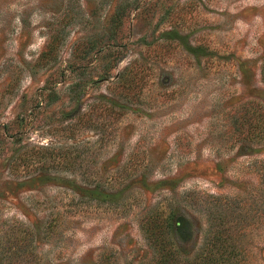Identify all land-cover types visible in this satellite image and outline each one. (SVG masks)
<instances>
[{
    "label": "rangeland",
    "instance_id": "1",
    "mask_svg": "<svg viewBox=\"0 0 264 264\" xmlns=\"http://www.w3.org/2000/svg\"><path fill=\"white\" fill-rule=\"evenodd\" d=\"M159 204L264 264V0H0V264H146Z\"/></svg>",
    "mask_w": 264,
    "mask_h": 264
},
{
    "label": "trees",
    "instance_id": "2",
    "mask_svg": "<svg viewBox=\"0 0 264 264\" xmlns=\"http://www.w3.org/2000/svg\"><path fill=\"white\" fill-rule=\"evenodd\" d=\"M215 201L222 202L224 198L214 197ZM180 209L171 211L166 215V207L161 204L150 208L141 219V230L148 245L153 249V257L146 264H225L226 254L233 247L235 240L224 222L225 208L217 206L212 212L213 218L219 222L210 224L205 236L206 245L197 254L183 255L176 247L174 235L182 230L187 221L180 213Z\"/></svg>",
    "mask_w": 264,
    "mask_h": 264
}]
</instances>
